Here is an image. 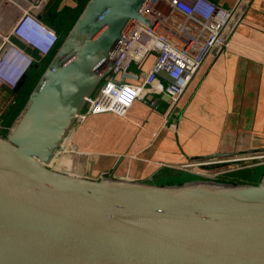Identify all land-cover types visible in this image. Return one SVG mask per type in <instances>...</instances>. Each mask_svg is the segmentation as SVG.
<instances>
[{
  "label": "water",
  "instance_id": "obj_1",
  "mask_svg": "<svg viewBox=\"0 0 264 264\" xmlns=\"http://www.w3.org/2000/svg\"><path fill=\"white\" fill-rule=\"evenodd\" d=\"M145 1L88 0L0 133V264H264V171L158 183L52 166Z\"/></svg>",
  "mask_w": 264,
  "mask_h": 264
},
{
  "label": "crops",
  "instance_id": "obj_2",
  "mask_svg": "<svg viewBox=\"0 0 264 264\" xmlns=\"http://www.w3.org/2000/svg\"><path fill=\"white\" fill-rule=\"evenodd\" d=\"M211 1L235 6V0ZM58 2L59 12L42 18L60 35L55 17L68 23L61 28L71 27L78 2ZM65 8L69 10L62 13ZM224 30L225 46L206 59L175 109H169L165 95L148 91L145 95L155 97L156 106L136 99L125 116L101 112L78 120L54 168L90 178L113 174L161 183L180 172L191 173L177 167L199 156L263 152L264 0H242ZM47 58L35 66L45 68ZM141 65L135 63L132 69L142 73ZM234 178L252 179L242 172Z\"/></svg>",
  "mask_w": 264,
  "mask_h": 264
},
{
  "label": "built area",
  "instance_id": "obj_3",
  "mask_svg": "<svg viewBox=\"0 0 264 264\" xmlns=\"http://www.w3.org/2000/svg\"><path fill=\"white\" fill-rule=\"evenodd\" d=\"M50 1L0 0V97L7 99L0 103V116L15 104V87L21 78L33 65L44 62L60 40L57 30L42 18ZM241 1L226 8L211 0H146L141 8L146 21L132 22L114 52L112 70L87 98L78 120L101 112L125 116L136 99L156 106L155 97L143 96L148 91L165 95L169 109H175L206 59L225 46L224 29ZM150 54L155 60L142 78L132 67ZM128 73L141 82H128ZM3 122L0 117V128ZM12 129L13 125L8 131ZM263 156L264 152L202 158L177 168L218 178L236 170L239 161Z\"/></svg>",
  "mask_w": 264,
  "mask_h": 264
},
{
  "label": "rangeland",
  "instance_id": "obj_4",
  "mask_svg": "<svg viewBox=\"0 0 264 264\" xmlns=\"http://www.w3.org/2000/svg\"><path fill=\"white\" fill-rule=\"evenodd\" d=\"M76 1L79 4H83V3L86 4L88 0H76ZM57 2H58V0H51L50 3L46 6L45 10L43 11V14L52 15L54 11L59 12L57 10L59 2L58 3ZM67 10H69V8H67V9L65 8L62 13H65V11H67ZM4 15H6V14L4 13ZM225 29H226V27H225ZM65 34H66V31L62 34L60 41L63 39ZM224 35H225V33H224ZM52 56H53V54L49 55L47 60L49 61V59H51ZM154 60H155V55L150 54L148 56V58L143 63H141L142 64L141 65L142 66V73H141L142 78L148 72V70L150 69ZM126 80L128 82H132V83H140L142 79H133V78L128 77ZM143 96H145V93ZM15 100H16V102L13 105L14 106L13 111L11 110L12 113H10V115H9L10 110H8V111H6V114L4 113V114H2V116H0L1 119L4 121L2 123L3 127L0 128V133H3V134L7 133L9 127L13 125V123L16 121V119L20 115L21 111L25 107L28 98H26L22 101H19V102H18L17 98ZM4 101H7V99L5 97H3V98L0 97V103H3ZM135 101H137V100H135ZM17 102H18V104H17ZM15 109H17V110L14 112ZM260 153H262V152H259L257 154H260ZM240 155H247V154H240ZM52 166L57 167L54 163H52ZM235 166L238 167L236 170L228 172V173L224 174L223 176L221 175V177H218V179L246 180V179L234 178L238 173L242 172L243 174L248 175V178H252V179H248L246 181L256 182L259 179V176L261 175V173L264 171V156L261 158H258V159L257 158L256 159L255 158H249L247 160L239 161V163H236ZM160 167L161 166H159L158 169ZM166 170H169V168H166ZM178 174L179 175L174 176L175 178L173 177L170 180L164 179L163 181H161V183L177 182V181H182L184 179H190V178H200V176L192 174V173L187 174V173L180 172ZM176 177H181V178H176Z\"/></svg>",
  "mask_w": 264,
  "mask_h": 264
},
{
  "label": "trees",
  "instance_id": "obj_5",
  "mask_svg": "<svg viewBox=\"0 0 264 264\" xmlns=\"http://www.w3.org/2000/svg\"><path fill=\"white\" fill-rule=\"evenodd\" d=\"M85 6V4L83 3V4H79L78 3V6H77V8H76V10H75V12L73 13V18H72V22H74L75 20H76V18H77V16L80 14V12L82 11V9H83V7ZM55 19H56V21H57V23H59V26H60V29H59V31H60V39H61V37H62V34L65 32L64 30H66V32L68 31V29L70 28V25H69V27L66 29V25L68 24H65L64 25V18H62V16H57V17H55ZM61 25H64V26H66L65 27V29H64V26H63V28H61ZM58 32V31H57ZM59 42H60V40H59ZM59 42H58V44H59ZM57 44V45H58ZM56 48H57V46L54 48V50L52 51V53L51 54H53L54 52H55V50H56ZM44 68V67H43ZM43 68L42 67H40V65H37V66H32L29 70H28V72H27V74H26V79H25V85H24V87L17 93V100H18V102L19 101H22V100H24V99H26V98H28V96H29V94H30V91L32 90V88H33V86L35 85V83H36V81L38 80V78L40 77V75H41V73H42V71H43ZM18 102H17V104H18ZM13 108H14V106L10 109V111H9V115H10V113H12V111H13ZM12 110V111H11ZM17 109H15L14 110V112L16 111Z\"/></svg>",
  "mask_w": 264,
  "mask_h": 264
},
{
  "label": "flooded vegetation",
  "instance_id": "obj_6",
  "mask_svg": "<svg viewBox=\"0 0 264 264\" xmlns=\"http://www.w3.org/2000/svg\"><path fill=\"white\" fill-rule=\"evenodd\" d=\"M24 85H25V84H24ZM23 87H24V86H23ZM23 87H22V88H23ZM22 88H21V89H22ZM21 89H20V90H21ZM20 90H19V91H20ZM19 91H18V92H19ZM18 92H17V93H18Z\"/></svg>",
  "mask_w": 264,
  "mask_h": 264
}]
</instances>
